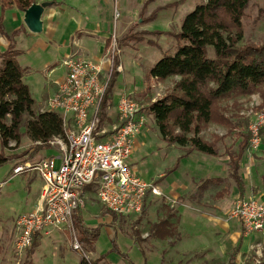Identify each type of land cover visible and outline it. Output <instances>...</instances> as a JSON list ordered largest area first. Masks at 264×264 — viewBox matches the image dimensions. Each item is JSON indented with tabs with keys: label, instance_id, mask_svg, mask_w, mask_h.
I'll return each instance as SVG.
<instances>
[{
	"label": "rangeland",
	"instance_id": "374dc122",
	"mask_svg": "<svg viewBox=\"0 0 264 264\" xmlns=\"http://www.w3.org/2000/svg\"><path fill=\"white\" fill-rule=\"evenodd\" d=\"M41 1L49 2L36 0ZM203 1L73 0L72 4L68 1L71 5L49 3L45 8L43 19L47 27L43 33L28 40L31 47L25 53L35 60L34 72L24 77L37 101L35 108L43 107L39 99H45L46 88L55 87L52 81L60 79L64 71L60 66L61 59L70 55L84 59L94 57V48L98 46L95 59L113 62L112 51L116 50L119 75L106 109L108 120L101 121L99 127L107 126L106 120L114 118L121 97L133 96L140 115L145 119L135 139L130 166L143 179L152 182L156 191L150 193L144 212L131 216L109 215L94 196H89L81 215L89 227L101 228L91 247L81 245V251L74 250L67 229L49 226L38 233V245L30 248V255H27L29 249L18 254L14 250L16 216L27 212L36 203L31 200L33 187L30 184L37 174L28 170L14 175L12 169L18 164L35 162L58 153L55 146H50L29 155L32 141L24 134L17 148L0 151L10 156L0 164V264H21L25 259H30L33 264H78L83 256L96 259L103 253H106L105 257L97 264H228L241 231L244 237L230 264H264V230L246 234L240 219L233 213L239 200L244 198H258L264 202V141L254 149L248 142L240 160L239 174L245 183L242 198H239L230 176L229 158L224 154L227 148L238 150L241 134L248 132L249 121L256 112L264 111L258 107L261 102L259 93L220 100L219 106L231 123H209L201 132L205 139L224 137L217 143L220 155L213 158L192 151L187 156L186 165L175 171L167 170L189 145L166 144L147 110L150 100L170 91L179 77L151 80L150 92H147L145 72L165 54L176 50L175 33L181 20ZM154 12L155 19L148 21ZM242 23L244 34L239 44L264 42V0L249 1ZM39 37L46 43V38L59 43L65 54L53 44H49L46 50L38 48L33 42ZM208 54L213 56L211 47ZM47 68H53L52 72L48 74ZM20 131H25L24 126ZM217 192L222 196H216ZM164 218L175 226L177 236L159 239L153 235L151 225ZM113 236L119 251L127 257L110 251Z\"/></svg>",
	"mask_w": 264,
	"mask_h": 264
},
{
	"label": "trees",
	"instance_id": "16d2710c",
	"mask_svg": "<svg viewBox=\"0 0 264 264\" xmlns=\"http://www.w3.org/2000/svg\"><path fill=\"white\" fill-rule=\"evenodd\" d=\"M249 1L204 0L196 4L183 17L180 28L175 33L176 50L165 54L145 72L147 92H150L151 80L162 81L171 76L179 77L170 91L159 98L151 99L147 105L161 139L166 144H187V152L196 150L219 156L217 143L224 137L214 136L212 140H208L201 136V132L209 123H231L219 106L220 100L258 92L261 98L258 107L264 108V42L239 44L244 34L242 19ZM33 2L36 0H2L0 14V34L9 41L7 48L0 52V151L17 148L25 134L32 141L29 155H35L39 150L52 146L48 143L51 138L64 135L61 116L50 110L35 108L30 88L23 80L24 69L17 61L20 50L15 46V38L22 31V27L8 34L2 23L6 5L14 4L24 11ZM49 2L55 3L54 0ZM149 17L148 21L155 19L156 13ZM209 47L212 48L213 56L208 54ZM118 63L114 50L113 66L97 107L98 125L108 117L106 109L119 75ZM21 126H24V132L20 131ZM259 134L264 141V126L260 128ZM241 136L236 152L228 148L224 151L229 158L230 176L235 182L239 198L245 193V184L239 174V168L240 160L248 146L249 133L246 131ZM11 142L14 144L11 145ZM9 157L0 152V164ZM178 159L167 171L177 167ZM262 180L264 181V176ZM216 196L220 197L222 193L217 192ZM144 209L145 207L142 212ZM72 220L78 241L83 246L91 247L98 239L101 228L85 224L80 208L74 210ZM151 231L159 239L178 235L175 226L167 218L153 223ZM37 239L38 233L32 236L27 255H30V248L38 245ZM111 243L110 251L127 257L119 251L114 236ZM240 244L241 239L230 254L228 264L232 263ZM105 255L106 253H103L96 259L83 256L78 264H97ZM21 264L33 262L25 259Z\"/></svg>",
	"mask_w": 264,
	"mask_h": 264
},
{
	"label": "built area",
	"instance_id": "2783aa9c",
	"mask_svg": "<svg viewBox=\"0 0 264 264\" xmlns=\"http://www.w3.org/2000/svg\"><path fill=\"white\" fill-rule=\"evenodd\" d=\"M61 64L64 75L55 81V88L40 108L62 118L64 135L48 141L58 153L12 169L13 174L32 170L43 180L34 207L16 217L14 250L18 254L30 246L34 234L49 226L67 229L73 249L81 251L72 214L77 208H85L89 196L111 215L131 216L141 214L150 193L156 191L152 182L130 166L135 139L145 119L133 96L121 97L114 118L106 120L107 126L98 125L97 107L113 62L70 55L61 59ZM263 126L264 111L256 112L248 124L253 149L262 142L259 130ZM233 213L244 232L264 230V202L258 198L239 200Z\"/></svg>",
	"mask_w": 264,
	"mask_h": 264
},
{
	"label": "crops",
	"instance_id": "0c3cea01",
	"mask_svg": "<svg viewBox=\"0 0 264 264\" xmlns=\"http://www.w3.org/2000/svg\"><path fill=\"white\" fill-rule=\"evenodd\" d=\"M49 1H53V0H49ZM55 3H52V5L54 6H59V5H64V4H68V5H71L73 0H54ZM58 1V3H57ZM60 1V2H59ZM1 4H2V0H0V14H1ZM45 11V9H44ZM44 14V12H43ZM42 21H43V28H42V32H44L45 28L47 27V24L45 22V20L43 19V15H42ZM2 23H3V27H4V30L10 34L13 30L17 29V28H20L22 27V31L16 36L15 38V46L18 50H20V53L19 55L17 56V61L18 63L20 64V66L24 69V75H23V80H24V77H25V74H29L31 72H34L33 71V64L35 63V60H31L28 56L25 55L26 52L29 51V48L31 46H29V39H31L32 37H36V35L38 34H35V33H32L30 32L25 24L23 23V11L19 10L14 4H11L10 6L9 5H6L4 7V10H3V19H2ZM40 34V33H39ZM44 37V36H43ZM33 38V39H34ZM42 37H39L36 39V42L34 41L33 44L36 45L38 48L42 49V50H46L50 45L49 44H53V46L56 48V49H60L62 50L61 52L63 53V55L65 54L64 50L65 49H62V46L59 44V43H54L51 41V38H46V40L48 41V43L44 42L42 39ZM62 38V37H60ZM9 44V41L7 40V38L5 36H2L0 34V52H2L3 50H5L7 48ZM98 46H96L95 49V56L94 57H85L86 59H89V60H97L95 59L97 57V54H98ZM25 49V50H24ZM70 52V51H69ZM72 53V52H71ZM55 66V65H54ZM61 67L64 68V66L62 64H60ZM54 68V67H53ZM53 68H47L48 69V74L52 72ZM25 70H26V73H25ZM64 72H65V68H64V71L63 73L61 74V77L64 75ZM59 80V79H58ZM53 84L55 83V81H52ZM26 83V82H25ZM27 84V83H26ZM28 85V84H27ZM54 85L50 86V87H47L46 89L48 90V93H47V96L50 94V92L53 91L54 89ZM32 95V94H31ZM47 98V97H46ZM45 98V99H46ZM42 100V98L39 99V102H41L42 104H44V100ZM35 100V99H34ZM36 101V100H35ZM37 102V101H36ZM42 108V107H41ZM210 140V139H208ZM12 145V144H11ZM194 152L196 150H191V151H188L187 150L185 151V153L183 155H180L178 156V165L177 167L173 170L175 171L177 168L178 169H182L186 164V160L188 159V155L191 154V152ZM199 152V151H198ZM196 153V152H194ZM201 153V152H200ZM204 154V153H203ZM194 155V154H193ZM207 155V154H206ZM245 155V153L243 154V156ZM209 156H212V155H209ZM242 156V157H243ZM213 158L214 157H218V156H212ZM177 160V159H176ZM191 169L190 168V173L192 175V172H191ZM193 171V170H192ZM13 173V172H12ZM37 174V173H36ZM264 174V173H263ZM16 175V174H14ZM36 179L32 181V183L30 185H32L33 189H32V192H33V195L31 196V200L33 199V201H36L38 200V197H39V194L41 192V187H42V184H43V180L42 178L37 174L35 175ZM263 177V176H262ZM35 181V182H34ZM244 181V180H243ZM259 182H261V179H259ZM5 184V183H4ZM245 184V183H244ZM238 192V191H237ZM239 196V194H238ZM262 200V199H261ZM30 205V204H29ZM35 205V204H34ZM33 205V207H34ZM32 207V208H33ZM31 208V209H32ZM31 209H28L31 210ZM18 216V215H17ZM16 216V217H17ZM240 225H241V228L243 230V227H242V224L240 222ZM246 233V232H245ZM252 233H256V232H252ZM252 233H246V234H252ZM244 237V233L243 231H241L240 235H239V238H238V242L239 240L243 239ZM237 242V243H238ZM242 243V242H241ZM237 245V244H236ZM241 246V244H240ZM236 247V246H235ZM240 249V248H239Z\"/></svg>",
	"mask_w": 264,
	"mask_h": 264
},
{
	"label": "water",
	"instance_id": "95a60500",
	"mask_svg": "<svg viewBox=\"0 0 264 264\" xmlns=\"http://www.w3.org/2000/svg\"><path fill=\"white\" fill-rule=\"evenodd\" d=\"M49 3L48 1L33 2L23 11V23L30 32L35 34L42 32V15Z\"/></svg>",
	"mask_w": 264,
	"mask_h": 264
}]
</instances>
